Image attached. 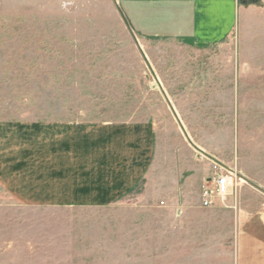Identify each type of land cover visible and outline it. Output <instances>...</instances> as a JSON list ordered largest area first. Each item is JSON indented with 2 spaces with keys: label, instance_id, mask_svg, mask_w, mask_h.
Masks as SVG:
<instances>
[{
  "label": "rangeland",
  "instance_id": "374dc122",
  "mask_svg": "<svg viewBox=\"0 0 264 264\" xmlns=\"http://www.w3.org/2000/svg\"><path fill=\"white\" fill-rule=\"evenodd\" d=\"M240 8L203 45L134 33L115 0H0V264H142L148 223L176 216L163 190L196 201L215 164L234 194L193 228L235 263L264 209V0ZM99 184L131 189L95 207Z\"/></svg>",
  "mask_w": 264,
  "mask_h": 264
},
{
  "label": "crops",
  "instance_id": "0c3cea01",
  "mask_svg": "<svg viewBox=\"0 0 264 264\" xmlns=\"http://www.w3.org/2000/svg\"><path fill=\"white\" fill-rule=\"evenodd\" d=\"M115 1L130 29L144 38L212 45L233 37L242 0ZM201 169L204 173H210L209 166ZM168 177L170 175H164L163 178ZM97 188V192L106 194L107 200L95 202V207L114 205L118 193L125 194L131 189L130 185L120 184H99ZM163 192L167 194V203H172L170 208L175 210L176 216L152 219L153 222L148 223L150 227L146 241L151 243L143 247L142 264H160V258L166 257L164 250L167 246L173 250V264H213V250L207 245L198 247V242H205V238L198 236L193 228L195 223L201 221V218L193 214L197 209H203L202 192L195 191L196 201L189 194L191 188L179 189L173 186ZM165 225L168 227L165 228ZM171 239L173 245L169 242ZM235 248L234 264H264V209L242 219Z\"/></svg>",
  "mask_w": 264,
  "mask_h": 264
},
{
  "label": "built area",
  "instance_id": "2783aa9c",
  "mask_svg": "<svg viewBox=\"0 0 264 264\" xmlns=\"http://www.w3.org/2000/svg\"><path fill=\"white\" fill-rule=\"evenodd\" d=\"M236 178L234 170L215 164L213 174L207 178L202 190V206L216 208L224 205L234 194Z\"/></svg>",
  "mask_w": 264,
  "mask_h": 264
}]
</instances>
